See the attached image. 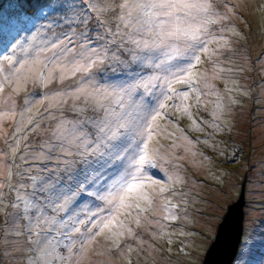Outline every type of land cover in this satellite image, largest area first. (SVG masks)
<instances>
[{
    "label": "snow or ice",
    "instance_id": "obj_1",
    "mask_svg": "<svg viewBox=\"0 0 264 264\" xmlns=\"http://www.w3.org/2000/svg\"><path fill=\"white\" fill-rule=\"evenodd\" d=\"M8 8L0 3V65H4L0 93L6 85L15 87L4 101L8 111L0 120L15 119L12 95L28 82L46 87L53 80L78 79L72 90L25 100L17 121V133L24 135L13 137V155L30 132L43 131L41 120L33 118L35 104L47 100L46 111L56 119L50 110H61L71 101L78 119H58L41 151L29 153L25 147L21 158L43 166L27 170L35 175L22 174L19 187L11 185L15 189L11 204L0 197L5 227L34 235L31 242L45 250V259L52 256L47 264H56L57 258L64 261L55 251L62 241H68L69 248L79 243L83 254L85 246L106 230L118 247L125 234L135 236L130 221L119 217H132L139 226V215L148 210L139 202L146 200L152 206L142 189L145 182L159 183L150 169L158 168L157 159L163 157L159 149L149 147L157 121L166 117L165 109L174 98L181 103L171 107L190 114L183 103L189 91L177 92L174 85L186 84L192 91L198 83L208 86L194 69L202 63L201 54L215 63L214 57L229 45L223 32L234 30L221 27L218 37L210 27L221 25L228 16L217 12L215 0H9ZM218 41L221 48L210 51L209 45ZM89 110L95 115L87 116ZM213 116L219 119V112ZM28 125L31 129L26 131ZM177 146L174 140L173 147ZM24 179L30 183L24 184ZM180 179L178 174L174 177L176 182ZM61 212L67 216L58 220ZM156 223L162 230L163 225ZM247 251L245 242L238 254L240 264Z\"/></svg>",
    "mask_w": 264,
    "mask_h": 264
},
{
    "label": "rangeland",
    "instance_id": "obj_2",
    "mask_svg": "<svg viewBox=\"0 0 264 264\" xmlns=\"http://www.w3.org/2000/svg\"><path fill=\"white\" fill-rule=\"evenodd\" d=\"M8 2L3 4L6 11L10 10ZM215 4L217 12L227 14L228 19L221 25L210 26L212 31L218 37L221 27L234 32H223L230 43L214 57L215 63L207 54H201L202 63L194 72L206 78L207 87L198 83L194 85L197 90L192 91L186 84L174 85L177 92L189 91L183 103L190 114L176 112L171 105L180 104L181 100L174 98L165 109L166 117L157 121L155 139L149 147L159 149L163 157L157 159L158 168L150 169L152 178L159 183L145 182L142 189L152 200V206L146 200L139 202L141 208L148 209L139 215V226L132 217H119L130 221L135 236L125 234L117 247L115 238H109L106 230L85 246L83 254L79 243L69 248L68 241H62L55 251L65 259L61 262L57 258L56 264H203L220 224L242 194L245 201L242 240L232 264H240L238 254L245 242L248 251L242 258L244 264H264V0H215ZM221 44L222 41L213 42L209 50L221 48ZM77 83L76 77L63 82L53 80L46 87L30 81L12 95L17 115L13 120H0V184L4 185L0 197L8 204L15 198L11 185L19 187L22 174L35 175V171L27 170L43 166L27 157L21 158L25 147L29 153L41 151L40 145L49 139L58 119H78L71 101L61 110H50L56 119L46 111L47 100L35 104L33 118L41 120L43 131L30 132L13 155L12 148L16 145L13 137L24 135L17 133V121L26 107L25 100L72 90ZM13 87L6 85L0 93V115L8 111L4 101ZM217 105L221 108L217 109ZM77 106L82 105L77 102ZM214 112H219V119L214 118ZM86 115L95 113L89 110ZM28 129L31 125L25 130ZM177 129L192 141L191 145L182 140ZM174 140L177 147H173ZM177 174L181 177L179 182L174 180ZM23 183L27 185L30 180L24 179ZM49 215L54 213L49 211ZM66 216L67 213L61 212L57 219ZM156 221L163 225L162 230ZM34 239V235L28 236L27 229L18 232L6 228L0 215V264H34L36 260L47 264L52 256L46 260L45 250L31 242Z\"/></svg>",
    "mask_w": 264,
    "mask_h": 264
},
{
    "label": "water",
    "instance_id": "obj_3",
    "mask_svg": "<svg viewBox=\"0 0 264 264\" xmlns=\"http://www.w3.org/2000/svg\"><path fill=\"white\" fill-rule=\"evenodd\" d=\"M244 195L228 210L203 264H232L242 240Z\"/></svg>",
    "mask_w": 264,
    "mask_h": 264
},
{
    "label": "trees",
    "instance_id": "obj_4",
    "mask_svg": "<svg viewBox=\"0 0 264 264\" xmlns=\"http://www.w3.org/2000/svg\"><path fill=\"white\" fill-rule=\"evenodd\" d=\"M5 1H6V0H0V3L4 4Z\"/></svg>",
    "mask_w": 264,
    "mask_h": 264
}]
</instances>
